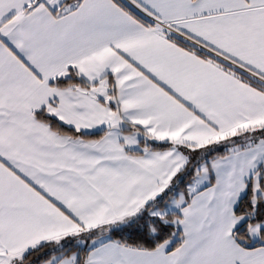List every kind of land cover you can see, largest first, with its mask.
Listing matches in <instances>:
<instances>
[{
  "label": "snow or ice",
  "instance_id": "1",
  "mask_svg": "<svg viewBox=\"0 0 264 264\" xmlns=\"http://www.w3.org/2000/svg\"><path fill=\"white\" fill-rule=\"evenodd\" d=\"M0 264H264V0H0Z\"/></svg>",
  "mask_w": 264,
  "mask_h": 264
}]
</instances>
